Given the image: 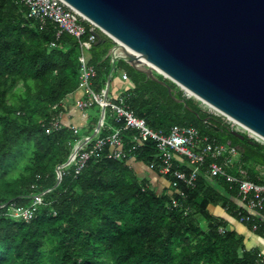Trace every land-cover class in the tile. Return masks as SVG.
<instances>
[{
  "label": "trees",
  "instance_id": "trees-1",
  "mask_svg": "<svg viewBox=\"0 0 264 264\" xmlns=\"http://www.w3.org/2000/svg\"><path fill=\"white\" fill-rule=\"evenodd\" d=\"M81 24L88 35L91 25ZM100 35L102 41L95 44L94 38L87 49L96 91L105 85L110 69L105 54L114 44ZM78 54L75 37L52 22L41 25L28 17L19 0H0V264H264V254L246 249L243 236L208 206H219L262 238L264 212L247 211L236 187L223 177H209L205 167L194 186L179 185L181 195H168L166 189L158 193L132 165L102 156H91L78 174L67 167L56 184L55 167L67 160L81 133L64 125L45 129L77 88ZM115 69L131 82L124 104L151 129L192 126L209 140L237 147L242 164L259 166L263 176L246 168L250 180L264 177V144L232 135L229 124L186 98L174 83L167 81L174 96L184 98L198 117L124 61H117ZM91 109L85 134L98 119V107ZM106 123L115 124L110 117ZM129 134L122 133L124 140ZM132 154L147 168L156 148L147 141ZM46 189L28 221L4 214L9 205L26 206Z\"/></svg>",
  "mask_w": 264,
  "mask_h": 264
},
{
  "label": "water",
  "instance_id": "water-1",
  "mask_svg": "<svg viewBox=\"0 0 264 264\" xmlns=\"http://www.w3.org/2000/svg\"><path fill=\"white\" fill-rule=\"evenodd\" d=\"M63 1L95 27V44L101 33L114 42L105 91L122 60L197 117L167 81L236 121L235 137L264 140V0Z\"/></svg>",
  "mask_w": 264,
  "mask_h": 264
},
{
  "label": "built area",
  "instance_id": "built-area-1",
  "mask_svg": "<svg viewBox=\"0 0 264 264\" xmlns=\"http://www.w3.org/2000/svg\"><path fill=\"white\" fill-rule=\"evenodd\" d=\"M19 1L25 5L28 17L41 25L52 22L59 31H65L78 40L79 74L76 89L82 92V97L75 100V106L80 111H87L94 105L99 109L98 119L92 131L79 136L72 144L67 160L55 167L56 181H60L63 170L69 166H73L74 174H78L91 156L124 160L132 165L135 162L132 151L150 141L156 148V156L147 169L163 179L166 185H163L161 190L166 189V194L181 195L179 185L194 186L201 168L205 167L209 177H223L230 186L236 187L237 195L243 200L247 211L253 214L264 212V177L257 182L248 178L246 169L241 168L239 160L235 159L239 155L237 147L209 140L192 126L172 125L166 132L151 129L144 119L135 116L124 104L125 91L131 86L128 85L114 97L109 95V89L105 91V86L100 91L93 88L92 78L95 71L88 63L87 57V49L95 38L93 25L89 23L90 33L86 35V30L81 24L85 19L63 0ZM121 78L130 83L124 72ZM52 108H55V105ZM101 109L103 115L100 118ZM108 117L115 124H107ZM226 123L229 124L228 121ZM59 127L61 123L57 117H53L45 131L51 132ZM72 129L75 134L78 132L76 128ZM125 131L130 132L127 140L122 136ZM125 141L127 148L124 147ZM148 187L154 190L150 184ZM48 190L33 194L26 206L9 205L4 214L16 220L28 221L43 203V196ZM172 204L177 205V200L172 199ZM3 206L4 204H0V207ZM261 258H264V255Z\"/></svg>",
  "mask_w": 264,
  "mask_h": 264
},
{
  "label": "crops",
  "instance_id": "crops-1",
  "mask_svg": "<svg viewBox=\"0 0 264 264\" xmlns=\"http://www.w3.org/2000/svg\"><path fill=\"white\" fill-rule=\"evenodd\" d=\"M122 72H120L119 76L113 77V74L110 78L109 84V95L116 96L119 92H121L124 88L128 85L131 86V82L128 83L121 78ZM113 84V86L111 85ZM105 86V85H104ZM79 97H82V92L79 89H76L72 93L68 94L61 102V106L64 109L58 116L57 119L61 123V125L76 128L78 133L81 135H85V131L88 128L89 121L91 117L94 115L93 109H89L87 111H80L75 106V100ZM132 167L136 170V172L140 175L144 171H149L147 168L136 164L135 162L132 164ZM150 173H153L150 171ZM153 176H156L153 173ZM144 177V176H141ZM157 178L159 176H156ZM148 179V178H147ZM153 186L159 185L160 188L163 185H166L163 182V179L151 181ZM150 184V182H149ZM152 186V187H153ZM208 209L212 212V214L216 216H220L225 218L228 221V228L235 230L237 233L241 234L244 238V245L246 249L257 248L262 254H264V238L255 234L252 230L247 229L245 225L231 217L230 215L226 214L225 211L220 208L219 206H212L209 205Z\"/></svg>",
  "mask_w": 264,
  "mask_h": 264
},
{
  "label": "rangeland",
  "instance_id": "rangeland-1",
  "mask_svg": "<svg viewBox=\"0 0 264 264\" xmlns=\"http://www.w3.org/2000/svg\"><path fill=\"white\" fill-rule=\"evenodd\" d=\"M113 74V77H116V76H119V74H120V71L118 70V69H115L114 70V72L112 73ZM112 86H113V84H111ZM179 89V88H178ZM203 110H205L206 112H209V113H212V112H214V110L212 111V109L211 108H209V107H207L206 105H204L203 103H201L200 101H197L196 99H194L193 97H191ZM219 117H221L224 121H226L227 122V120H226V118H224L223 116H219ZM229 123V125L232 127V128H234V129H236V130H238V131H244V129H242L239 125H237L236 123H234V122H228ZM257 141L258 142H260V143H262V144H264V142L263 141H261V140H259V139H257ZM72 148V147H71ZM236 160H239V155L238 156H236V158H235ZM239 163V165H240V167L241 168H243V169H246V168H254V170H257L258 171V173H259V175L260 176H263V171H262V169L259 167V166H253L252 164H242L241 162H238ZM139 176H144V177H146V178H148V181L150 182V185L151 186H153V184H152V182L151 181H155V180H158V179H160V180H162L160 177H156V176H153V173H150V171H144V172H142ZM153 188H154V190H156V192H158V193H160V192H162V190H161V188H160V186L159 185H154L153 186ZM212 211V210H211ZM201 226H202V228H205L206 227V223H204L203 221H201Z\"/></svg>",
  "mask_w": 264,
  "mask_h": 264
},
{
  "label": "bare ground",
  "instance_id": "bare-ground-1",
  "mask_svg": "<svg viewBox=\"0 0 264 264\" xmlns=\"http://www.w3.org/2000/svg\"><path fill=\"white\" fill-rule=\"evenodd\" d=\"M187 93H188L191 97H193L194 99H196L197 101H200L201 103H203V104L206 105L207 107L211 108L212 111L214 110V112L220 114V111H218L217 109H215L213 106H211V105L205 103L204 101H202L201 99H199L198 97H196L194 94H192V93H190V92H188V91H187ZM228 118H229V120H230L231 122L236 123V121H234V120L231 119L230 117H228ZM249 132L252 133V131H249ZM252 134H253L255 137H257V138L261 139L262 141H264L262 138H260L259 136H257L255 133H252ZM75 147H77V146H75ZM72 155H73V154H72Z\"/></svg>",
  "mask_w": 264,
  "mask_h": 264
}]
</instances>
